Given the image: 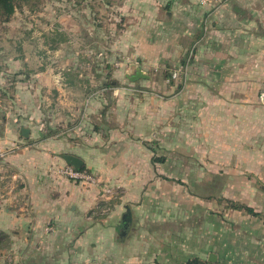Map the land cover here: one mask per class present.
<instances>
[{
  "label": "rangeland",
  "instance_id": "374dc122",
  "mask_svg": "<svg viewBox=\"0 0 264 264\" xmlns=\"http://www.w3.org/2000/svg\"><path fill=\"white\" fill-rule=\"evenodd\" d=\"M226 1L210 0L201 4L209 5L205 10L209 11L208 27L219 33L222 29L215 18ZM239 1L253 3L264 33V0ZM13 3L14 13L0 22V221L4 212L19 216L34 206L25 185L27 180L51 176V171L42 169L21 173L9 160L12 148L38 147L45 136L75 140L76 133H64L74 120L67 125L63 123L66 118L76 119L74 113L85 115L81 133L108 125L116 132H128L127 139L131 142L117 137L110 147L100 148L103 159L112 161L110 169L118 176L115 179L107 178L109 168L106 167L93 173L82 171L94 183L61 175L59 170L69 164L53 170L68 181L83 185L113 180L201 181L198 190L208 172L216 176L211 177L212 181H234L236 176L243 177L241 172L250 173L245 165H252L251 161L255 166H262L256 172L264 177L263 153L249 155L232 151L226 154L214 147L210 153L208 138L203 136L206 111L211 109L218 119L219 113L225 112L223 108H233L219 103L207 105L209 97L226 96L219 74L221 68L236 65L235 57L225 52L226 40L219 33H207L201 47H198L200 43L184 42L180 54L172 52L169 44L171 52L164 59L150 56L138 59L133 55V48L122 45V33L139 28L146 39L145 45L152 37L154 46L159 36L156 26L151 24L162 19L137 15V10L150 9L142 4L126 0H13ZM164 7L159 8L160 15H164ZM248 12L251 17V11ZM254 60L264 64V45ZM243 64L251 65V59H244ZM136 67L148 77L131 80ZM178 70L182 75L173 79L172 73ZM213 71L216 73L209 74ZM210 77L213 84H205L206 80L211 81ZM53 87L61 88L57 91ZM263 88L264 71L261 70L259 85L253 91H244L245 99L257 98L261 116L264 104L258 95ZM65 94L71 103H65ZM84 99L95 102L88 106L83 104ZM103 117L108 120L103 122ZM260 125L264 128V122ZM24 131L30 137L24 138L21 134ZM125 142L132 143L135 149L129 152ZM153 157H164L165 162L152 163ZM223 161L234 169L220 170ZM237 165L245 168L237 173ZM221 173L224 175L220 176ZM120 190L105 186L103 191L111 194V199L94 208L92 216L105 217L121 196ZM28 240L22 226L17 230L0 229V264H26L34 252Z\"/></svg>",
  "mask_w": 264,
  "mask_h": 264
},
{
  "label": "crops",
  "instance_id": "0c3cea01",
  "mask_svg": "<svg viewBox=\"0 0 264 264\" xmlns=\"http://www.w3.org/2000/svg\"><path fill=\"white\" fill-rule=\"evenodd\" d=\"M126 1L150 8L135 11L140 17H162L155 24L151 22L159 36L154 46L152 37L145 45L146 39L139 28L122 33V45L133 48V55L138 59L147 56L164 59L171 50L180 54L184 42L200 43L198 47H201L207 33H219L208 27L209 11L205 10L209 5H201L197 0ZM252 4L227 0L215 18L222 29L219 34L226 40L225 52L235 57L236 65L221 68L219 72L226 96L207 100L210 107L218 103L233 107L223 108L225 112L219 113L218 119L211 109L206 111L203 136L208 138L210 153L214 147L226 154L232 151L264 154V128L260 125L264 114H260L257 98H244L245 90L253 91L259 85L261 70L264 71V64L254 60L264 45L261 46L264 33ZM160 7H164V15L158 13ZM248 58L251 65L244 66V59ZM210 78L205 84H213ZM60 88L53 87L57 91ZM68 97L65 94L66 104L72 101ZM93 102L83 100L88 106ZM73 116L76 119L66 118L63 123L67 125L74 120L64 133H76L75 140L45 136L38 147L12 148L9 160L21 173L37 169L51 171V176L26 181L34 204L28 213L15 216L4 212L0 221L1 230H17L22 226L28 235L27 243L34 252L26 264H264V177L256 172L262 166H255L251 161L252 165H245L251 170L245 175H253L245 178L241 172L243 177L236 176L234 181H212L211 177L216 176L210 171L198 190L201 181L113 180L83 185L68 181L53 170L69 164L64 157L72 155L81 159L91 173L109 168L105 175L115 179L118 176L110 169L112 161L103 159L100 148L110 147L117 137L131 140L127 139L125 130L116 132L108 125H103L101 130L100 126L89 128L83 134L80 130L85 122L84 113ZM106 120L108 117H103L102 121ZM26 132L21 133L23 137H30ZM125 144L129 152L135 149L132 143ZM219 167L220 170L234 169L224 161ZM244 168L237 165L235 171ZM105 186L121 188V196L105 217L97 218L92 216V210L111 199V194L103 191ZM127 211L130 222L123 227L122 217Z\"/></svg>",
  "mask_w": 264,
  "mask_h": 264
},
{
  "label": "built area",
  "instance_id": "2783aa9c",
  "mask_svg": "<svg viewBox=\"0 0 264 264\" xmlns=\"http://www.w3.org/2000/svg\"><path fill=\"white\" fill-rule=\"evenodd\" d=\"M201 4H206V3H209L210 0H200ZM182 75V71H174L172 73V78H179L180 76ZM258 99L261 103L264 104V88L261 89V91H259V95H258ZM59 173L61 175H64L65 177L71 179V180H90V182L94 183L95 181L92 180L90 178L89 175H87L86 173L82 172V171H79L77 169H75L73 166L71 165H66L64 167H62L60 170H59ZM48 230V229H47Z\"/></svg>",
  "mask_w": 264,
  "mask_h": 264
},
{
  "label": "water",
  "instance_id": "95a60500",
  "mask_svg": "<svg viewBox=\"0 0 264 264\" xmlns=\"http://www.w3.org/2000/svg\"><path fill=\"white\" fill-rule=\"evenodd\" d=\"M141 77H148L146 75V73H144L139 67H136L135 68V71H134V74L132 76H130V79L131 80H137ZM64 159L70 164L72 165L75 169H78L82 164H83V161L81 159H79L78 157L76 156H72V155H67L64 157ZM123 227H126L127 223L130 222V212L127 211L123 217Z\"/></svg>",
  "mask_w": 264,
  "mask_h": 264
},
{
  "label": "trees",
  "instance_id": "16d2710c",
  "mask_svg": "<svg viewBox=\"0 0 264 264\" xmlns=\"http://www.w3.org/2000/svg\"><path fill=\"white\" fill-rule=\"evenodd\" d=\"M0 13L2 14V19L0 18V22L8 20L9 17L14 13L13 0H0ZM151 161L152 163H164L165 159L164 157H153ZM85 169L86 168L83 163L77 170L83 171Z\"/></svg>",
  "mask_w": 264,
  "mask_h": 264
}]
</instances>
